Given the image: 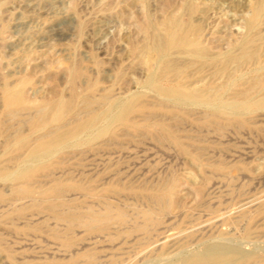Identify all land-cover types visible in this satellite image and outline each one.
<instances>
[{"label": "rangeland", "instance_id": "1", "mask_svg": "<svg viewBox=\"0 0 264 264\" xmlns=\"http://www.w3.org/2000/svg\"><path fill=\"white\" fill-rule=\"evenodd\" d=\"M255 2L0 0V264H178L220 246L264 264V14L253 59L212 65L240 52ZM186 3L211 63L174 51V76L148 33ZM57 97L71 106L46 124Z\"/></svg>", "mask_w": 264, "mask_h": 264}, {"label": "bare ground", "instance_id": "2", "mask_svg": "<svg viewBox=\"0 0 264 264\" xmlns=\"http://www.w3.org/2000/svg\"><path fill=\"white\" fill-rule=\"evenodd\" d=\"M227 7H228V5H227ZM193 11H194V6L191 5L190 3H186L183 7V13L182 14L169 15V16L165 17L163 19V21L160 23V25H157V24L152 25L153 29L150 33H148V36L151 38V41L153 44L151 48L154 50L155 55L157 57V59H156V61H158L157 63L160 66H162L166 70L167 73H172V75H174V76H181V75L185 76L184 71L187 67L186 63L179 61V59L177 60V59L169 58V55L174 51L178 52V53H183V54L184 53L192 54L193 60L196 62H200L202 64V66L205 64L211 63L208 61H198V59L203 58L206 54H209V48L205 47L201 44V27L195 23L188 21L184 17L185 14H191ZM262 14H264V0H256L255 4H253V6H252V15L247 20V29H248L247 33L237 43L238 44L237 50L240 52L239 53H236V52L231 53L230 52V56L227 58L226 62L222 61V60H216V62L212 63V65L215 66V68H214L215 70L224 69L228 64V61H235V62L239 63L242 61L251 60L256 56V53H257L256 49H250V46L256 40V31L255 30L258 27V25L260 24V17ZM187 17H189V16H187ZM146 24L144 26L145 28H146ZM155 66H156V63H155ZM197 66H198V64H197ZM74 79H75V71H74V75L72 76V80H74ZM180 98L181 99L194 100L193 97H190L184 93L180 94ZM73 99H75V97H73ZM24 100H25V98L23 99V97H21V91L20 90L13 92V93L12 92H6V94H5V102H6L5 105H7V107L11 110H15V109L17 110L18 108L25 107ZM73 102H74V100H73ZM45 105H50V112H49V114H47L48 117L45 116V120H44L47 124L50 122L62 120L64 115L67 113V110L71 106V103H70V100H65L61 97H57V98H54L53 100H51L50 102L44 104L43 106H40V108H38V109H40V110L43 109L45 107ZM132 105H133V103H130L129 105H127V107L125 108L122 115H124V113H127L128 110L132 108L131 107ZM97 116H98L97 114L91 115L90 119L88 120L87 123H89V124L93 123L95 121V119L97 118ZM38 118L39 117H37V119ZM25 120H27V119H25ZM39 121L37 120V122H39ZM41 121H42V118H41ZM32 124L35 125L37 123L33 122ZM82 127H83V124H79L77 127H75V130L82 129ZM51 132L46 133L44 135V137L49 135ZM56 140L57 139H52V140H49L47 142H44L42 144V146L46 149H50L53 146V144L56 142ZM56 184L57 183H55L52 188L57 189ZM59 185L61 186V184H59ZM174 185L175 184H173V186ZM70 186H72V185H70ZM173 186L171 185L170 188H172ZM75 187L79 188V189L82 188L81 185H79V186L77 185ZM22 188L23 187H21V189ZM58 188H59V186H58ZM28 190L29 189L27 187V191ZM18 191H19V189H18ZM21 191L23 192V190H21ZM29 191H31V189ZM16 193H17V190H16ZM161 202H162V200H161ZM160 204H162V203H160ZM165 206H167L166 203H165ZM158 209H159V206H158ZM109 211H107L103 214L98 213L99 215H97V214H91L88 216L80 215L79 217L77 215L69 216L68 220H69V223H71L70 219L74 220L77 218L79 220V222H82L83 224L88 226L90 229H93V228H97L100 223L105 222L111 218V214ZM91 213H92V211H91ZM154 215H156V214L154 213ZM61 217H62V214H61ZM115 217L117 219L122 218V216L118 212L115 213ZM158 217H160V216H158ZM150 224H151V222H150ZM246 253L245 252L241 253L238 250L234 249L233 247L229 248V246L228 247L220 246L218 248H212L208 251L204 250V252H201V253L197 252V253H191V254L184 255L183 258L180 259L178 264H249V261L252 258H254L255 256L250 255L248 253L246 254ZM89 258H90V256L88 257V259ZM90 259H89V261H90ZM173 263L168 262V264H173Z\"/></svg>", "mask_w": 264, "mask_h": 264}]
</instances>
